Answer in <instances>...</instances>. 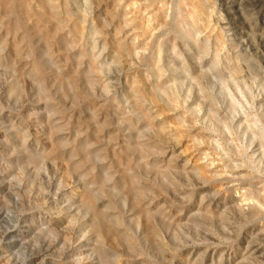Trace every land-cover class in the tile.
Segmentation results:
<instances>
[{
    "label": "rangeland",
    "instance_id": "374dc122",
    "mask_svg": "<svg viewBox=\"0 0 264 264\" xmlns=\"http://www.w3.org/2000/svg\"><path fill=\"white\" fill-rule=\"evenodd\" d=\"M0 264H264V0H0Z\"/></svg>",
    "mask_w": 264,
    "mask_h": 264
},
{
    "label": "bare ground",
    "instance_id": "6f19581e",
    "mask_svg": "<svg viewBox=\"0 0 264 264\" xmlns=\"http://www.w3.org/2000/svg\"><path fill=\"white\" fill-rule=\"evenodd\" d=\"M254 201H255V199H253ZM257 200V199H256ZM247 203H248V201H247ZM252 203V202H251ZM249 204V203H248ZM6 235V234H5Z\"/></svg>",
    "mask_w": 264,
    "mask_h": 264
}]
</instances>
